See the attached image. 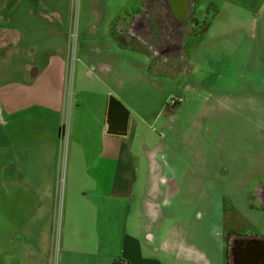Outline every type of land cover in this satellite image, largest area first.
I'll return each mask as SVG.
<instances>
[{"label":"rangeland","instance_id":"rangeland-1","mask_svg":"<svg viewBox=\"0 0 264 264\" xmlns=\"http://www.w3.org/2000/svg\"><path fill=\"white\" fill-rule=\"evenodd\" d=\"M131 2L60 0L59 12L49 10L51 18L62 16L63 29V38L50 37V45L62 41L68 50L60 192L50 229L37 231L41 243L28 244L23 206L10 223L0 222V264H35L31 249L46 264H128L126 257H87L77 225L65 237L71 212L62 188L74 95L83 91L96 104L101 83L137 129L128 232L151 256L138 264H227L223 218L239 233L264 240V210L252 199L264 182V0H196L197 23L179 65L184 69L173 72L146 43L126 38ZM162 178L177 183L174 194ZM222 193L236 206L232 217L221 215ZM179 243L187 249L167 254Z\"/></svg>","mask_w":264,"mask_h":264},{"label":"crops","instance_id":"crops-1","mask_svg":"<svg viewBox=\"0 0 264 264\" xmlns=\"http://www.w3.org/2000/svg\"><path fill=\"white\" fill-rule=\"evenodd\" d=\"M59 5L60 0H0V222L10 223L23 206L31 246L41 243L39 229H50L60 192L68 50L62 41L51 47L50 37L63 38L62 16H48L51 9L59 12ZM101 84L102 91L93 95L96 104L83 91L74 95L62 188L71 212L65 237L77 225L87 239L82 242L87 257H126L128 264H138L151 256L142 240L128 232L137 129L130 121L127 136L107 133L110 89ZM179 249L187 248L173 244L167 254ZM31 251L35 264H46Z\"/></svg>","mask_w":264,"mask_h":264},{"label":"flooded vegetation","instance_id":"flooded-vegetation-1","mask_svg":"<svg viewBox=\"0 0 264 264\" xmlns=\"http://www.w3.org/2000/svg\"><path fill=\"white\" fill-rule=\"evenodd\" d=\"M195 2L196 0H132V8L124 15L123 31L126 38L129 35L137 42L146 43L153 57L168 59L167 69L170 71L184 69L179 65L180 60L185 58L187 39L192 35L190 30L197 23ZM161 181L170 189V195L175 193L177 183L174 180L162 178ZM216 194L218 199L220 192L217 191ZM224 194L226 193L220 196L221 215L232 217L236 206ZM252 199L254 204L264 210V182L255 188ZM233 222L227 221L225 224L223 218L221 224V229L227 233V264H264V240L239 233Z\"/></svg>","mask_w":264,"mask_h":264},{"label":"water","instance_id":"water-1","mask_svg":"<svg viewBox=\"0 0 264 264\" xmlns=\"http://www.w3.org/2000/svg\"><path fill=\"white\" fill-rule=\"evenodd\" d=\"M130 123V111L113 95L109 98L107 110V133L115 136H127Z\"/></svg>","mask_w":264,"mask_h":264}]
</instances>
